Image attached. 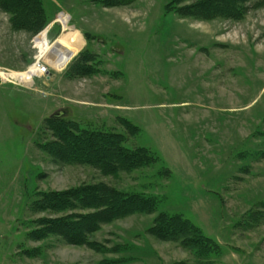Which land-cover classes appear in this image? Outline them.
Segmentation results:
<instances>
[{
    "label": "rangeland",
    "instance_id": "obj_1",
    "mask_svg": "<svg viewBox=\"0 0 264 264\" xmlns=\"http://www.w3.org/2000/svg\"><path fill=\"white\" fill-rule=\"evenodd\" d=\"M198 1L0 3V69L12 77L0 80V264H264V0H239L233 18L185 16ZM66 125L122 135L154 162L115 176L63 164L46 148ZM101 183L156 199V212L101 225L99 251L30 238L35 221L61 216L32 211L40 194ZM161 213L218 249L151 236Z\"/></svg>",
    "mask_w": 264,
    "mask_h": 264
},
{
    "label": "trees",
    "instance_id": "obj_2",
    "mask_svg": "<svg viewBox=\"0 0 264 264\" xmlns=\"http://www.w3.org/2000/svg\"><path fill=\"white\" fill-rule=\"evenodd\" d=\"M6 1L10 3L14 0H0L1 5L2 3L6 5ZM238 1L199 0L183 10L187 11L184 13L185 16L198 15L206 19L233 18L238 15L233 11ZM17 5L19 6V3L15 4L16 7ZM53 129L57 133L58 140L46 150L55 160L63 164L87 165L99 170L105 176H115L119 172L136 170L154 162V157L146 148L135 150L125 148L124 138L119 134L79 132L78 129H71L68 125L61 129ZM37 198L31 206L33 212H49L61 216L35 221L36 228L29 235L31 239L42 241L55 236L70 245H87L94 251H99L100 247L90 240V236L99 231L101 225L134 214L151 215L156 212L158 206L154 198L124 193L103 183L79 186L65 191L46 192ZM149 234L162 242L177 243L184 249H190L202 256L214 253L213 251L219 247L215 241L206 237L199 227L182 215L159 214L149 229ZM100 264L117 263L104 261Z\"/></svg>",
    "mask_w": 264,
    "mask_h": 264
},
{
    "label": "bare ground",
    "instance_id": "obj_3",
    "mask_svg": "<svg viewBox=\"0 0 264 264\" xmlns=\"http://www.w3.org/2000/svg\"><path fill=\"white\" fill-rule=\"evenodd\" d=\"M60 22L63 23L64 29L67 28V18H65L64 20L61 19ZM41 43H43L45 45V48H48V46L45 44L46 43L45 37H43V36L41 38ZM48 61L51 62V63H52V61L53 62H57L58 63L57 66H62L63 65V64L60 63V60L58 59V57L56 55H53L52 53H50L48 55ZM51 68H52V66H51ZM40 71L45 74V72H47V69L45 67H40ZM48 73H50V72H48ZM13 74L15 75V73H13ZM20 75H21V77H23L22 79L25 81V84L31 85L32 78H31V73L30 72L21 73ZM11 79H12V77L8 78V80L10 82H12Z\"/></svg>",
    "mask_w": 264,
    "mask_h": 264
},
{
    "label": "built area",
    "instance_id": "obj_4",
    "mask_svg": "<svg viewBox=\"0 0 264 264\" xmlns=\"http://www.w3.org/2000/svg\"><path fill=\"white\" fill-rule=\"evenodd\" d=\"M47 73H48V72H47ZM9 74H10V72H8V71H4V70H1V69H0V80H1L2 82H9L8 79H5V78H6L5 76H9Z\"/></svg>",
    "mask_w": 264,
    "mask_h": 264
},
{
    "label": "water",
    "instance_id": "obj_5",
    "mask_svg": "<svg viewBox=\"0 0 264 264\" xmlns=\"http://www.w3.org/2000/svg\"><path fill=\"white\" fill-rule=\"evenodd\" d=\"M59 116H61V113H56V114L54 115V117H59Z\"/></svg>",
    "mask_w": 264,
    "mask_h": 264
},
{
    "label": "crops",
    "instance_id": "obj_6",
    "mask_svg": "<svg viewBox=\"0 0 264 264\" xmlns=\"http://www.w3.org/2000/svg\"><path fill=\"white\" fill-rule=\"evenodd\" d=\"M56 67H57V68H60V66H57V65H56Z\"/></svg>",
    "mask_w": 264,
    "mask_h": 264
}]
</instances>
